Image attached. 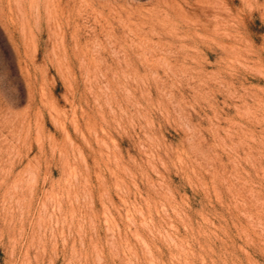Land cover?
<instances>
[{"label": "rangeland", "instance_id": "rangeland-1", "mask_svg": "<svg viewBox=\"0 0 264 264\" xmlns=\"http://www.w3.org/2000/svg\"><path fill=\"white\" fill-rule=\"evenodd\" d=\"M0 264H264V0H0Z\"/></svg>", "mask_w": 264, "mask_h": 264}]
</instances>
